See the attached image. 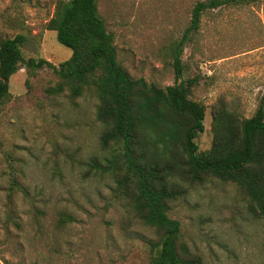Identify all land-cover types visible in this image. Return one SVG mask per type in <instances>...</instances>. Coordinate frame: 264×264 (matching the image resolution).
<instances>
[{
  "label": "rangeland",
  "instance_id": "1",
  "mask_svg": "<svg viewBox=\"0 0 264 264\" xmlns=\"http://www.w3.org/2000/svg\"><path fill=\"white\" fill-rule=\"evenodd\" d=\"M58 0H0V38L22 34L24 58L53 65L70 49L44 27ZM196 0H97L113 35L118 62L132 77L160 87L173 82L168 46L186 26ZM181 78H195L190 98L204 109L194 142L208 149L211 107L222 100L243 117L264 108V0L206 11L183 46ZM46 66L8 79L10 98L0 105V264H150L153 228L142 224L127 200L113 193L100 165L102 147L92 87L70 97L52 91ZM19 188L6 190V156ZM167 215L180 226L179 241L195 264H264V217L232 182L207 177L176 179ZM59 213L73 220L56 225Z\"/></svg>",
  "mask_w": 264,
  "mask_h": 264
},
{
  "label": "trees",
  "instance_id": "2",
  "mask_svg": "<svg viewBox=\"0 0 264 264\" xmlns=\"http://www.w3.org/2000/svg\"><path fill=\"white\" fill-rule=\"evenodd\" d=\"M259 0H196L178 39L168 46L173 82L160 87L142 77H132L118 62L113 35L97 10V0H58L45 22L70 55L56 66L42 58H24V35L0 38V105L11 94L8 79L24 68L27 76L46 66L56 77L52 91L66 89L70 97L92 87L101 123L99 142L110 147V158L100 165L114 184L113 193L125 198L134 216L154 229L149 241L150 264H195L179 241L180 226L170 218L167 202L176 195V179L201 182L214 177L234 183L264 217V108L259 103L243 117L222 100L211 107V139L198 152L194 139L202 130L204 105L191 99L195 78H181L183 46L198 31L204 12L223 7H244ZM6 190L19 188L18 174L6 156ZM73 218L59 213L56 225Z\"/></svg>",
  "mask_w": 264,
  "mask_h": 264
}]
</instances>
